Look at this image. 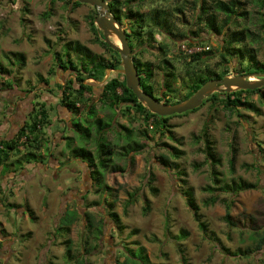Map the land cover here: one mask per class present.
I'll list each match as a JSON object with an SVG mask.
<instances>
[{"label":"rangeland","instance_id":"obj_1","mask_svg":"<svg viewBox=\"0 0 264 264\" xmlns=\"http://www.w3.org/2000/svg\"><path fill=\"white\" fill-rule=\"evenodd\" d=\"M162 1H157L156 5L147 3L141 11L151 12ZM175 1L181 12L169 13L170 16H166L168 25L178 31L195 32L201 41L189 46L182 41L174 43L157 33L151 47L135 49L136 52L141 51L138 57L142 62L156 68L153 79L156 94L168 89L169 96H182L190 78L195 76L193 71L220 72L223 66H228L226 75H239L237 60L228 57L226 64L219 53L223 38L229 40L231 32L242 31L245 57L252 55L256 61L264 62V36L259 19L263 9L251 0H241L246 17L239 19L238 27L231 25V31H226L225 37L210 33L203 23L196 22L200 12L199 8L196 9V0H168L164 1V8H174L171 4ZM94 12L95 8L88 4L71 9L64 0H0V64L13 71L17 77L15 83H18L9 89L5 86L7 78L0 74V137H10L12 126L21 123L31 110V102L43 98L52 125L47 131L42 154L46 156L51 147L54 154L50 162L51 153H48L45 164L29 166V177L25 173L21 175L22 170H19L17 175L7 178V182L3 181V186L0 178V264H82V257L85 260L83 264H116V260L123 259L122 253H118L123 245L133 249L142 246L149 260L147 264H182L179 248L183 250L186 264H264V247L255 250L250 239L252 228L264 223V103L259 95L242 94L259 112L240 108L241 116L224 108L218 99L205 100L195 111L171 117L168 121L171 133H167L155 127L153 120L145 122L132 110L129 116H123L110 108L106 101L98 99L100 89L97 85L116 73L109 70L101 83L94 82L95 96L93 94L89 101L94 105L93 117L85 118L87 103L77 105L75 118L90 130L89 139H85L71 130L67 125L68 117L59 113L58 96L61 94L57 87L50 91L45 84L38 82V77H47L53 66L52 51H62L67 41H77L104 58L110 55L90 29L88 22L95 16ZM222 19L220 15L218 21L222 22ZM244 32L247 37L243 36ZM97 33L102 37L100 30ZM113 35L110 38L114 42ZM161 44L169 45L165 56L159 49ZM200 50H209V54L204 56L201 64L192 63L187 67L189 54ZM13 52L24 54L21 69H16L14 61L17 59ZM164 58L170 60L174 67L173 78L167 80L162 77ZM61 76L64 81L66 78ZM51 79L54 85L55 78ZM84 95L89 97V93ZM96 117L111 122L104 135L106 142L114 148V153L108 156L109 165L120 168L117 172L103 171L99 185L91 183L87 168L80 161L83 158L75 157L63 138L68 136L71 139V147H84L94 154ZM206 122L207 138L212 143L215 157L220 160L216 167L210 165L204 154L201 131ZM123 128L130 131L129 139L125 138ZM135 143L143 144L144 149L139 153H127L129 146ZM230 146L235 149L232 168L229 165ZM172 147L182 152L179 158L168 156ZM161 154L169 157L171 167L165 168L157 163ZM212 167L222 181L242 179L260 187L236 196L221 194L214 203H206L210 193L204 188L212 185ZM148 172L154 176V194L147 187ZM180 172L183 175H179ZM16 179L24 180H17L19 186L7 190V184L14 185ZM181 180L192 188L208 230L214 232L231 251L250 249L251 254L247 257L224 254L203 237L180 193ZM134 191L141 198L126 205L129 194ZM146 203L149 209L144 212ZM7 204L16 206L10 209ZM227 204L230 205L233 226L224 219ZM25 205L31 215L24 210ZM18 206L21 208H16ZM67 207L80 211L66 233L57 228ZM85 212L94 217L96 223L100 220L104 224L102 234L96 233L94 227L88 228ZM108 212L118 216L121 226L109 220ZM182 231L187 236L176 241L175 236ZM67 239L71 241L72 259L66 257Z\"/></svg>","mask_w":264,"mask_h":264},{"label":"trees","instance_id":"obj_2","mask_svg":"<svg viewBox=\"0 0 264 264\" xmlns=\"http://www.w3.org/2000/svg\"><path fill=\"white\" fill-rule=\"evenodd\" d=\"M104 1L108 5V11L110 14L125 28L127 42L131 51V58L140 77L141 89L153 95L159 101L165 102L167 104L182 101L191 96L204 82L210 79H221L227 74L229 69L228 66H223L220 72L204 73L202 71H193L192 74L195 76L190 78V83L184 89L182 96L178 98L176 95L169 96L167 93L168 89H166L165 92L161 91L160 93L156 94L153 87L154 71L156 68L152 64L142 62L138 57L141 51L136 52L135 49L139 48L144 50L146 47H151L154 35L157 33L163 35L174 43L177 41H182L186 42L189 46H195L200 43L199 41H201L200 38H197L198 34L195 32L189 33L187 30L178 31L177 28L173 29L172 26L168 25V17L166 16H170L169 13L172 11H176L178 13L181 12V7L175 5L178 4L176 1L171 4L172 6L174 5V8L172 7V9H168L166 7L164 8V1L168 0H163V3H161L163 5H157L153 10H151V12L148 13L141 11L142 7H144L147 3L148 5H156V3H158L157 1L160 0ZM196 1L198 2L196 9L199 8L200 10L198 17L195 18L196 22L203 23L210 33L212 32L213 34L222 35L223 37H225L226 31H231V25L238 27L240 24L239 19L242 20V18H245L247 14L241 7V0H209L210 2H207L208 0ZM251 1L257 5L259 9H263L259 19L264 36V0ZM64 2L66 6H69L71 9L81 5V3H79L77 0H64ZM220 15L223 17L221 20L222 22L218 21ZM94 17L95 16H92L89 19L88 23L90 29L94 32L96 36L95 39L109 52L110 55L107 58H104L93 53L89 48L83 46V44H80L77 41H67L63 44L62 51H52L53 66L48 70L47 77H38V82L45 84V86L50 91L57 87L61 94L58 96L60 99V104L58 106L61 107V111L63 110V113L67 112L69 114L67 125H70L71 130L75 131L78 135L84 137L87 140L90 136V130L88 126H84L79 120L75 118L76 114L78 113L77 105H80V103H87L85 104L87 111L85 118L90 116L93 117L94 105L89 103V101L93 99V94L95 96V93H93L94 87L96 86L94 82L101 83L108 69H118L120 67L119 54L112 50L103 41L102 37H98V30L94 24ZM231 33L232 34L229 40L223 38L224 43L220 48L221 51L219 53L223 61H225L227 64L229 61L228 57H230V59L235 58L237 60V73L239 75L249 73H264V62L256 61L252 55L245 57L246 54L242 50V31L240 30L239 32L235 31ZM190 34H194L195 36ZM250 35L252 34L250 33ZM177 36H181V38H178ZM243 36L247 37V34L244 32ZM168 48L169 45L167 44L159 45V49L162 51L164 56L168 53ZM208 54L209 50H200L190 53V63L187 64V67H190L192 63L201 64L204 60V56H207ZM12 55L17 59V61H14L17 64L16 69H21L23 67L22 64L24 63V54L20 52H13ZM163 60L164 66L162 68V77L165 78V80L173 78V65L167 58H164ZM0 74L7 78L5 86H7L9 89L14 88V86H18V83H15L17 77L14 75L11 69L5 67L3 68L0 64ZM61 75H64L66 78L64 81L62 80L61 77L63 76ZM8 77L10 78L8 79ZM48 77L55 78L53 83L54 85L51 84L53 82L52 79ZM57 78H59V80H57ZM89 79H91L92 82H85V80ZM97 86L100 89L98 99L106 101V104L110 108L115 109V111L119 112L123 116H129V112L132 110L134 113L142 116L145 122L153 120L154 126L158 129L161 128V132L171 133L169 128L170 126L168 124L169 119L171 117L181 116L182 114L186 113L172 114L165 117H160L151 113L146 107L137 101L136 96L129 88L126 87L124 76L119 73L110 74L106 80ZM85 93H89V97H85ZM243 93H257L261 101L264 103L263 86L255 90H234L229 93H225L223 91L214 92L211 94V96L205 97L202 104L208 99H218V101L223 103L224 108L234 110L238 116H241L239 112L240 108L252 109L253 111L259 112L257 108L253 106L252 102L242 97ZM36 97L38 98L39 96ZM32 104V109L27 115V118L29 117L30 119L27 120L26 118L23 124L18 127L13 136L9 138H0V169L5 173L22 170L27 164L35 165L37 163H45L44 160L46 158L42 157L41 150L43 149L44 143L47 142L46 135L49 127L52 125V119L50 117L46 101L43 98L41 101H34ZM196 109L191 111H195ZM94 124L96 133V150L94 154L84 147H71V139L68 136H63V138L67 141L66 145L72 154H74L75 157H79L81 159L83 158L80 161L86 166L88 178L90 179L91 183L99 185L102 180L103 171L110 169L112 172H117L120 168L114 165H109L110 158L108 156L114 153V148L108 142H106L104 135L106 130L111 126V122H104L101 118L96 117L94 118ZM207 126L208 122H206L201 131V137L204 141V154L210 165L216 167V165L220 163V160L215 157V154L212 150V143L207 138ZM123 129L125 130V138L129 139L130 131L127 128ZM142 135L146 134L142 133ZM142 149H144L143 144L139 145L135 143L133 146H129L127 153H129V151H132L133 153H139L142 151ZM181 154L182 152H180L175 147L169 149L168 152V156L173 158H179ZM168 156L161 154L157 160V163L161 166H164L165 168L171 167ZM234 161L235 149L230 146L229 165L231 168L233 167ZM213 167L210 171L212 185L204 188V191L210 193L206 203H214L221 194L236 196L246 190L257 189L260 187L257 183L248 182L242 179L231 180L229 182L222 181L219 178V173L215 171ZM179 175H183V173L180 172ZM153 178V174L148 172L146 175L147 187L150 192L154 194L156 189L152 186L154 181ZM179 188L180 193L185 199L187 207L190 209L193 218L197 222V226L205 239L212 242L214 247L221 250L224 254H228L233 257H247L249 253L251 254L250 249L242 250L239 248L236 251H231L229 248L224 246L220 238L217 237L214 232L208 230L206 223L202 220V216L199 212V205L196 203L192 188L186 185L185 180H181V186H179ZM129 197L130 198L127 200L126 205L133 203L137 198H141L137 191L130 193ZM7 206L11 209L16 205L7 204ZM16 208H21V206ZM148 209L149 205L146 203L143 206V210L144 212H147ZM24 210H26L29 215L32 214L28 208L26 209V205L24 206ZM79 211L80 210L77 208L75 209L67 207L60 217V223L57 230L67 233L69 231L70 225L76 220ZM84 214L86 216L88 228L94 227L96 233L102 234L104 224H102L100 220H98V223H96L94 217H90V214L86 212ZM108 217L109 220L113 222V224L121 226L120 220L114 212H108ZM224 219L228 222V224L232 226L234 225L230 218L229 204L226 205ZM122 227L124 226L122 225ZM250 234V239L254 244V249L257 251L262 249V247H264V223L259 227H253ZM186 236L187 233L182 231L181 234L175 236V240L180 241ZM66 243V257L69 259L71 257V241L67 239ZM118 253H122L123 259L121 261L116 260V264H147L149 261L142 246H138L133 249L130 246L123 245L118 249ZM179 254L182 264H186V258L184 257L183 250L181 248H179ZM83 261H85L84 257L80 259L82 264Z\"/></svg>","mask_w":264,"mask_h":264},{"label":"water","instance_id":"obj_3","mask_svg":"<svg viewBox=\"0 0 264 264\" xmlns=\"http://www.w3.org/2000/svg\"><path fill=\"white\" fill-rule=\"evenodd\" d=\"M77 1L95 8L94 24L96 28L102 32L103 41L120 56V67L118 69H108L107 71L122 74L126 87L136 96L137 101L153 114L160 117L181 114L198 108L203 99L214 92L229 93L234 90H255L264 86V73L225 75L221 79H210L204 82L191 96L180 102L167 104L159 101L153 95L141 89L140 77L131 58L125 28L110 14L107 3L104 0ZM111 34H114L118 39V45L111 40Z\"/></svg>","mask_w":264,"mask_h":264},{"label":"crops","instance_id":"obj_4","mask_svg":"<svg viewBox=\"0 0 264 264\" xmlns=\"http://www.w3.org/2000/svg\"><path fill=\"white\" fill-rule=\"evenodd\" d=\"M31 105H32V102H31ZM32 109V108H31ZM31 111V110H30ZM30 111H28V113L30 112ZM28 113H26L25 114V116H24V119L22 120V122L21 123H19V124H16V127H13L12 126V128H11V130L13 131V134L11 135V136H13L14 135V133L17 131V129H18V127L20 126V125H22L23 124V122L26 120V118H27V115H28ZM59 113H62L64 116H67L68 118H69V114L66 112H64L63 113V110L62 111H59ZM50 128V127H49ZM10 136V137H11ZM7 138H9V136H7ZM42 151H43V149L41 150V154H42ZM48 153H51V155L49 154V159H48V162H50L51 160H53V156H54V154H53V150H52V147H51V149L49 150V152ZM47 153V154H48ZM47 154H46V156L45 155H43L42 157L44 158V157H47ZM45 162V161H44ZM46 163H47V160H46ZM45 164V163H44ZM33 164H27V165H25V168L24 169H22V172L20 173L21 175L23 174V173H25V176L26 177H29L30 175H31V173H30V170H29V166H32ZM38 166V165H37ZM46 166V165H45ZM26 171H27V173H26ZM19 171H17V172H3V171H1V169H0V178L2 179V186H3V181L4 182H7V178H12L14 175H17V173H18ZM17 180H24V179H16L15 181H14V185H10V183H8L7 184V190H10L13 186H15V187H17V186H19V185H17V183H16V181ZM25 180H27V179H25ZM5 190V189H4Z\"/></svg>","mask_w":264,"mask_h":264},{"label":"bare ground","instance_id":"obj_5","mask_svg":"<svg viewBox=\"0 0 264 264\" xmlns=\"http://www.w3.org/2000/svg\"><path fill=\"white\" fill-rule=\"evenodd\" d=\"M113 40H114V42L118 45L119 44V41H118V39L115 37V35H113Z\"/></svg>","mask_w":264,"mask_h":264},{"label":"built area","instance_id":"obj_6","mask_svg":"<svg viewBox=\"0 0 264 264\" xmlns=\"http://www.w3.org/2000/svg\"><path fill=\"white\" fill-rule=\"evenodd\" d=\"M185 46H183V48H184ZM192 50H189V52H191Z\"/></svg>","mask_w":264,"mask_h":264},{"label":"flooded vegetation","instance_id":"obj_7","mask_svg":"<svg viewBox=\"0 0 264 264\" xmlns=\"http://www.w3.org/2000/svg\"><path fill=\"white\" fill-rule=\"evenodd\" d=\"M4 137V136H3ZM1 138V137H0Z\"/></svg>","mask_w":264,"mask_h":264}]
</instances>
